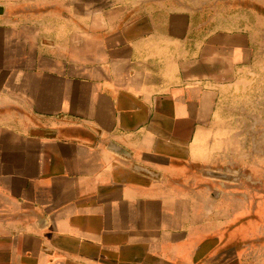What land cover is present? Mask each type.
<instances>
[{
    "label": "crops",
    "instance_id": "1",
    "mask_svg": "<svg viewBox=\"0 0 264 264\" xmlns=\"http://www.w3.org/2000/svg\"><path fill=\"white\" fill-rule=\"evenodd\" d=\"M189 36L142 14L72 54L0 15V264H236L234 160L207 142L231 29Z\"/></svg>",
    "mask_w": 264,
    "mask_h": 264
},
{
    "label": "rangeland",
    "instance_id": "2",
    "mask_svg": "<svg viewBox=\"0 0 264 264\" xmlns=\"http://www.w3.org/2000/svg\"><path fill=\"white\" fill-rule=\"evenodd\" d=\"M187 4L195 6L184 7ZM0 7L4 10L0 15L36 22L49 37L55 32L72 54L100 47L104 33L142 14H188L190 44L202 43L216 30L231 29V0H0ZM220 107L218 116L208 120L207 142L208 148L221 150L225 164L234 160L232 79L223 88ZM223 168V176L232 174L233 179L220 181L234 185V171ZM215 173L220 175V171ZM228 217L224 215V219Z\"/></svg>",
    "mask_w": 264,
    "mask_h": 264
},
{
    "label": "water",
    "instance_id": "3",
    "mask_svg": "<svg viewBox=\"0 0 264 264\" xmlns=\"http://www.w3.org/2000/svg\"><path fill=\"white\" fill-rule=\"evenodd\" d=\"M3 11H4V10L0 7V14L3 13Z\"/></svg>",
    "mask_w": 264,
    "mask_h": 264
}]
</instances>
